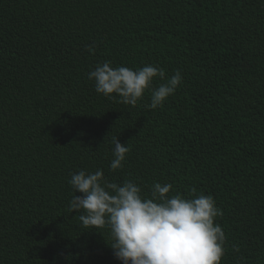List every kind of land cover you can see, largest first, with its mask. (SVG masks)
Listing matches in <instances>:
<instances>
[{
    "label": "trees",
    "instance_id": "1",
    "mask_svg": "<svg viewBox=\"0 0 264 264\" xmlns=\"http://www.w3.org/2000/svg\"><path fill=\"white\" fill-rule=\"evenodd\" d=\"M106 61L182 82L124 105L88 78ZM98 169L211 195L220 264H264V0H0V264H120L69 208L71 174Z\"/></svg>",
    "mask_w": 264,
    "mask_h": 264
},
{
    "label": "clouds",
    "instance_id": "2",
    "mask_svg": "<svg viewBox=\"0 0 264 264\" xmlns=\"http://www.w3.org/2000/svg\"><path fill=\"white\" fill-rule=\"evenodd\" d=\"M156 77L166 79L162 68H113L108 61L88 73L98 94L119 97L124 105L135 107L145 91H150V109L162 106L182 82L177 71L153 87ZM113 143L110 168L115 171L123 167L130 149L118 138ZM69 184L75 193L70 210L79 213L84 228L110 229L109 246L120 264H220L225 255L226 234L220 224L214 223L221 213L211 195L191 199L179 193L170 196L172 185L157 182L148 198L135 182H109L100 169L72 173Z\"/></svg>",
    "mask_w": 264,
    "mask_h": 264
}]
</instances>
